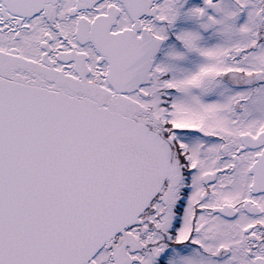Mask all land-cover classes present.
<instances>
[{
	"label": "snow or ice",
	"instance_id": "snow-or-ice-1",
	"mask_svg": "<svg viewBox=\"0 0 264 264\" xmlns=\"http://www.w3.org/2000/svg\"><path fill=\"white\" fill-rule=\"evenodd\" d=\"M0 264H264V0H0Z\"/></svg>",
	"mask_w": 264,
	"mask_h": 264
}]
</instances>
